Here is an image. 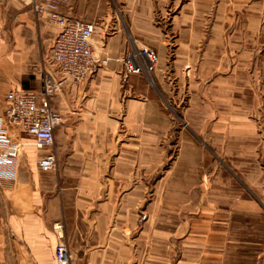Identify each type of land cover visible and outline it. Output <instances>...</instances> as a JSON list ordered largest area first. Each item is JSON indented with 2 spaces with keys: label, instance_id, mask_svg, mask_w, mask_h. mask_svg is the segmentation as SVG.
<instances>
[{
  "label": "rangeland",
  "instance_id": "1",
  "mask_svg": "<svg viewBox=\"0 0 264 264\" xmlns=\"http://www.w3.org/2000/svg\"><path fill=\"white\" fill-rule=\"evenodd\" d=\"M134 6L138 11L126 15L113 2L130 42L123 62L147 48L158 57L150 74H130L124 62L114 80L101 74L93 85L67 82L52 101L55 110L71 109L77 128L103 112L117 127L112 139L126 149L121 163L68 164L77 172L126 175L121 192L112 179L110 196L107 179L97 189L95 181L87 186L89 212L102 213L92 216L96 226L113 251L122 241L126 264H215L201 260L205 251L222 253V264H264V0ZM143 11L151 17L136 15ZM132 22L140 34L129 32ZM100 28L97 36L104 35ZM237 65L239 85L210 90ZM37 154L28 151V160ZM68 181L77 191L81 180Z\"/></svg>",
  "mask_w": 264,
  "mask_h": 264
},
{
  "label": "crops",
  "instance_id": "2",
  "mask_svg": "<svg viewBox=\"0 0 264 264\" xmlns=\"http://www.w3.org/2000/svg\"><path fill=\"white\" fill-rule=\"evenodd\" d=\"M42 1L0 0V115L6 110V97L10 90H40L46 72L57 79L61 78L60 68L52 59L57 29L38 19L33 11V3ZM156 1L163 3V0ZM113 2L119 4L120 13L127 15V11H136L134 5L138 0H66L59 8L66 17L97 23L104 28L103 36L94 37L93 46L97 54L108 60L98 76L102 74L104 78L107 74L112 80L124 66L123 57L130 43L113 10ZM143 13L136 15L151 17L147 11ZM128 28L133 35L141 33L135 22ZM230 71L210 85V90L223 93L229 89V85L232 89L234 85H239L238 65ZM98 76L87 82L93 85ZM219 103H215L216 108L220 106ZM68 110H55L62 117L61 124L55 130V172L43 173L39 170V154L28 160V151H38L20 130L12 131L13 138L23 142L21 156L25 169L20 170L15 184L0 183V264H55L54 251L60 240L69 246L72 264H113L112 260L116 259L120 260V264L122 260L126 264L127 252L122 249V241L119 242L118 252L113 251L112 239L103 237L100 225L96 226L97 218L92 217L101 216L102 213L89 212L86 204L87 186L92 181H95L97 189L102 185L101 180L107 179L109 184L105 183L108 185L105 189L110 196L113 192L112 179L119 180L120 186L115 189L121 192V181L126 175L121 170L77 172L68 165L80 161L109 166L113 159L121 163L122 153L126 149L122 148V143L117 144L116 136L112 139L111 132L116 131L117 127L112 122H105L103 112H95V123L80 124L77 128L69 122L73 113ZM70 179L81 180L76 183L79 187L75 192L71 190ZM103 205L104 211L107 208L109 211L111 199L103 201ZM201 209L206 210V207ZM200 258L215 259V264H222L223 254L205 251L200 252Z\"/></svg>",
  "mask_w": 264,
  "mask_h": 264
},
{
  "label": "built area",
  "instance_id": "3",
  "mask_svg": "<svg viewBox=\"0 0 264 264\" xmlns=\"http://www.w3.org/2000/svg\"><path fill=\"white\" fill-rule=\"evenodd\" d=\"M66 0H43L33 3L38 19L57 29L53 48V63L60 68L61 78L46 72L40 90L13 89L6 97V110L0 115V183L15 184L23 167V142L13 138L12 131L29 138L38 151L37 167L43 173L57 168L55 130L62 117L52 107V101L64 84H83L97 76L108 60L95 55L94 37L103 33L97 23H87L63 15L59 8ZM125 67L130 74H150L158 63L157 55L141 48L128 54ZM61 228V227H60ZM55 264H72L69 246L62 240L54 251Z\"/></svg>",
  "mask_w": 264,
  "mask_h": 264
}]
</instances>
